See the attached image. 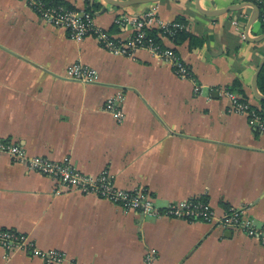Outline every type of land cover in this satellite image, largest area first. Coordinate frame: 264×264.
I'll use <instances>...</instances> for the list:
<instances>
[{"label": "crops", "instance_id": "0c3cea01", "mask_svg": "<svg viewBox=\"0 0 264 264\" xmlns=\"http://www.w3.org/2000/svg\"><path fill=\"white\" fill-rule=\"evenodd\" d=\"M77 11L86 0H57ZM122 1V0H121ZM264 14V0H254ZM97 27L125 38L118 20L156 10L167 23L184 19L181 40H159L183 59L192 78L140 50L117 56L93 38L73 39L21 0H0V140L29 156L61 162L82 173L109 172L117 188H146L158 207L184 200L209 203L215 224L154 218L125 211L94 195L65 189L10 156L0 155V231L26 235L66 264H264V243L219 221L243 210L264 225V133L233 111L231 91L250 110L264 112V89L253 79L264 58V22L248 26L259 6L247 0H199L204 10L244 5L206 17L196 0H161L116 8L104 0ZM260 12V13H261ZM249 38V39H248ZM95 69L100 81L70 80L74 64ZM263 70V69H262ZM262 72V71H261ZM261 74V73H260ZM260 76V75H259ZM120 102L119 123L105 110ZM259 115V114H258ZM0 264H46L25 252L0 249Z\"/></svg>", "mask_w": 264, "mask_h": 264}, {"label": "built area", "instance_id": "2783aa9c", "mask_svg": "<svg viewBox=\"0 0 264 264\" xmlns=\"http://www.w3.org/2000/svg\"><path fill=\"white\" fill-rule=\"evenodd\" d=\"M47 23L68 30L73 39L81 41L93 38L108 52L117 56H132L137 51L145 50L154 57L172 67L175 74L182 79L192 78L191 72L183 59L172 48L165 47L150 35L157 31V37L174 40L185 25L178 21L167 23L161 19L156 10H149L140 17H126L118 20L120 26L127 25L131 29L128 37L110 34L96 26L94 15L86 10H69L63 6L56 7L44 3L43 0H21ZM70 80L83 84H95L100 81L98 72L84 64L72 65L68 70ZM226 95L232 101V109L239 114H247L251 125L264 133V118L250 110L249 105L231 91ZM105 110L114 115L119 123L125 116L120 102L110 99L105 104ZM8 155L15 161L23 163L29 170L35 171L58 183L56 194L60 195L67 189L83 195H94L108 200L125 211H135L154 218L180 219L189 222L201 221L215 224V212L212 206L200 200H184L173 202L166 207H158L150 191L137 188L134 191L119 189L115 186L109 172L104 171L98 176H91L79 171L70 158L61 162L45 157L29 156L26 149L20 145L0 140V155ZM227 229L237 228L252 238H258L264 243V225L258 226L245 216L243 210H228L219 221ZM0 249L7 252H25L32 257L42 259L46 264H66V256L58 251H43L26 235L12 230L0 231ZM156 254L149 253L144 264H152Z\"/></svg>", "mask_w": 264, "mask_h": 264}, {"label": "water", "instance_id": "95a60500", "mask_svg": "<svg viewBox=\"0 0 264 264\" xmlns=\"http://www.w3.org/2000/svg\"><path fill=\"white\" fill-rule=\"evenodd\" d=\"M108 5L110 6H113V7H116V8H126V7H130V6H134V5H140V4H148V3H157L161 0H104ZM196 4H197V8L199 10V12L201 14H203L204 16L206 17H218V16H221V15H224L230 11H236L237 9H239L240 7H243L244 5H237V6H231L229 8H226V9H222V10H204L200 7L199 5V0H196ZM253 7V9L255 10V13L253 14V16L251 17L250 19V22H249V27L252 26L256 21L257 19L259 18V15H260V10L259 8L256 6V5H251ZM249 39V38H248ZM264 39V34L261 35L258 39H249V41H261ZM264 68V58L262 59L258 69H257V72L254 76V79H253V87H254V90H255V94L260 97L257 93V80H258V77L262 71V69ZM261 99L264 100V97H260Z\"/></svg>", "mask_w": 264, "mask_h": 264}, {"label": "trees", "instance_id": "16d2710c", "mask_svg": "<svg viewBox=\"0 0 264 264\" xmlns=\"http://www.w3.org/2000/svg\"><path fill=\"white\" fill-rule=\"evenodd\" d=\"M44 1V3L45 4H47L48 5V7H50V6H56V7H60V6H63V7H65V8H67V9H69V10H76L74 7H72V6H67V5H65V4H62L61 2H59V1H57V0H43ZM92 1L93 0H86V5H87V8L85 9L86 10V12L87 13H90V14H95V12H97V10H98V5H96L95 3H92ZM247 1H249V2H253V3H256L257 4V2L256 1H254V0H247ZM258 5V4H257ZM259 6V10H261V6L260 5H258ZM261 12V11H260ZM180 21H178V22H180V23H183L182 21H184V19H179ZM260 21H262V22H264V14L261 12L260 13ZM185 32L182 30V31H179L177 34H176V36H175V38H174V40L176 41V42H178L179 40H181L182 39V37L185 35L184 34ZM158 33H157V31H155V30H153V31H151V33H150V35L152 36V37H154L158 42H159V38L157 37L158 35H157ZM258 86H259V88L261 89V90H263L264 89V68H263V70H262V72H261V74H260V76H259V80H258ZM262 105H263V108L262 109H264V102H262ZM255 113H257V114H259L261 117H263L264 118V112H262V111H260V110H258V109H256L255 110Z\"/></svg>", "mask_w": 264, "mask_h": 264}]
</instances>
